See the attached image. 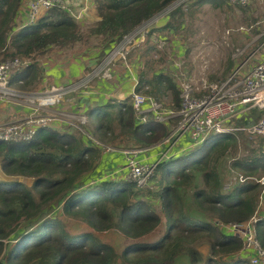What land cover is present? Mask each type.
Here are the masks:
<instances>
[{
    "label": "trees",
    "instance_id": "16d2710c",
    "mask_svg": "<svg viewBox=\"0 0 264 264\" xmlns=\"http://www.w3.org/2000/svg\"><path fill=\"white\" fill-rule=\"evenodd\" d=\"M173 1L94 0L99 17L90 25H83L63 8L54 6L37 22L19 26L17 19L24 0H0V55L3 59L35 57L45 54L52 46H73L82 39L81 26L89 28L94 35L111 36L117 41ZM189 3L173 9L167 21L153 26L147 35L157 30H178L183 24V13L194 4L210 3L221 8L231 5L230 0ZM231 67L232 64L227 73ZM15 78L24 80L23 87L34 85L35 88L41 78L38 61L26 65ZM145 84L150 87L146 90L148 93L158 99L160 94H171V106H181V90L171 74L163 70L151 77L139 73L136 89L141 90ZM99 112L104 120L92 124L89 131L105 144L120 140L114 146L144 147L170 134V125L164 122L152 117L140 121L127 99L112 98L108 103L94 105L88 111L91 123ZM263 112L264 109L255 107L236 119L235 124H250ZM261 141L264 142V137ZM237 142V131L211 134L188 152L161 162L159 195L162 210L168 216L166 228L161 232L158 230L160 214L139 197L140 189L135 182L114 175H99L102 147L92 144L87 136L45 126L30 140H0L3 171L8 175L34 177L30 186L20 179L0 178L1 264H177L182 253L189 255L192 264H253L242 254L243 238L221 228L220 222L245 221L255 215L260 183L238 181L225 189L215 163L212 170L204 173L209 187L197 188L192 194L197 207L211 215L208 217L191 214L180 191V186L191 183L194 178L190 169H204L212 159L226 155L231 148L236 150ZM232 164L253 175L264 169V148L261 146L251 156L236 158ZM63 212L84 219L87 229L69 230L60 217ZM112 227L126 236L122 251L93 230ZM256 227L264 246V216L257 220ZM152 231L157 234L145 239ZM205 239L210 248L208 255L197 245Z\"/></svg>",
    "mask_w": 264,
    "mask_h": 264
},
{
    "label": "built area",
    "instance_id": "2783aa9c",
    "mask_svg": "<svg viewBox=\"0 0 264 264\" xmlns=\"http://www.w3.org/2000/svg\"><path fill=\"white\" fill-rule=\"evenodd\" d=\"M190 1L192 0H174L157 15L167 16L177 6L187 5ZM230 2L249 4L253 0H230ZM93 3L94 0H26L23 7L26 8L27 18L19 26L37 22L54 6L63 8L77 20H83L91 13ZM130 33L119 40L123 43L117 42L112 50L94 65L92 72L83 76L84 79H76L70 84L55 85L43 90L23 89L24 80L15 78L18 72L32 62L33 56H14L0 60V106H14L16 111L30 109L22 116H14L10 120L0 122V140H30L40 128L54 126L62 121L68 124V127L81 129L84 132V127L90 120L87 110L65 111L55 106L65 99L64 94L68 92H88L91 82L96 77L113 79L117 75L114 65L119 53L122 49H125L127 54L129 52L130 44L127 43L131 42ZM163 45L164 42L159 43V46ZM259 52L260 56L257 55ZM255 55L256 59L249 69L245 70L240 65L224 80L211 81L202 76L197 84L192 82L187 70H184V73L179 70L183 62L177 60L174 75L178 76V80L174 79L180 87L182 98V104L178 108L167 106L153 94L135 88L127 100L133 106L137 118L146 121L152 117L158 122H164L171 126L170 134L150 146L124 148L105 144L89 132H84L83 134L92 144L100 145L103 150H122L124 154L122 172H108L104 176H119L143 187L149 183L159 164L166 158L201 144L211 134L243 130L264 137V112L258 120L250 124L240 126L235 124L236 119L245 116L253 108L264 109V42L250 53L248 60ZM127 66L129 67L130 64ZM174 121L177 123L172 126L171 123ZM184 140L188 142L187 147L182 146L181 142ZM240 177L241 181H245L253 176L240 175ZM256 180L263 185L260 194V200H263L264 176ZM258 219L255 214L245 221L220 222V226L243 238L242 254L248 256L251 263L264 264V246L261 244L256 227Z\"/></svg>",
    "mask_w": 264,
    "mask_h": 264
},
{
    "label": "rangeland",
    "instance_id": "374dc122",
    "mask_svg": "<svg viewBox=\"0 0 264 264\" xmlns=\"http://www.w3.org/2000/svg\"><path fill=\"white\" fill-rule=\"evenodd\" d=\"M192 1H190L191 4L195 0L193 2ZM95 5L96 4H93V8ZM156 15L145 20L143 24L133 29V33H130L131 42L127 43L130 44L128 48L129 52L127 54L125 49L121 50L118 55V60L114 65L115 69L121 68L125 72L129 71V69L133 67L134 73H145L148 75V77L153 76L154 72L163 70L178 80V76L174 75V72L177 69L175 63L177 60H181L183 65L179 68V70L183 73L184 70H187L189 73L188 76L192 79L194 84H197L202 76L211 81H219L226 79V77L232 73L231 71L240 65L245 70L249 69L256 59L255 55L252 59L248 60L250 53H252L264 42V0H253V2L249 4H238L231 2L230 6H225L223 8L215 7L210 3H206L204 5L194 4L191 6V8H189V10L187 9L185 13H183V24L178 30H157L148 36V30H150L153 26H157L156 24H161L165 21L164 18H161L160 22L154 20V17L156 19L159 18ZM161 15L162 14H160V16ZM167 16H169V14ZM86 18L81 20L83 25H90V21H94L89 17V19ZM84 27L85 26H81V28L84 29L81 31L82 39L77 41L75 45L73 44V46L69 47L54 46L49 50L55 48V50L72 53L74 51L91 49L94 50V52L101 53L104 49H106V52L99 55V59H101L112 50L117 42L123 43L122 41H119L121 39L113 41L114 37L111 36L104 37L94 35L90 32L89 28L86 29ZM160 42H164V45L159 46ZM103 43H106V46H104ZM54 53L56 58L62 55L60 51ZM257 55L260 56V52L257 53ZM37 57L38 56H33L32 62H34ZM0 60H3L2 54L0 55ZM133 61H135V63ZM103 63H105V61ZM127 64H130V66L128 67ZM230 64H232L233 67H231L227 73V68ZM86 72H89V70ZM91 72L92 71H90V73ZM85 74L83 76H85ZM134 75L137 77V74ZM83 76L78 77L77 79H84ZM71 82H66L65 85L70 84ZM35 88L37 89V86ZM35 88L34 85L23 87V89L28 91H32ZM148 88H150L149 85L145 84L142 87V90L147 93L146 90H148ZM68 93L78 94L81 92L74 91ZM160 96L161 97H159V99L165 105H172L171 94H160ZM83 98L85 100H90V97L87 95H85ZM115 98L119 99L120 97L115 96ZM109 101L110 99L104 103H108ZM95 117L96 119L93 120V123H91V118L85 125L84 132H88L89 129L93 128L92 124L100 123L104 120L102 119L101 112L97 113ZM176 123L177 122L174 121L171 123V125L175 126ZM72 130L71 131L77 135H84V132L81 129L72 128ZM239 131H237L238 145L236 150L231 148L226 155L212 159L213 161L204 169L196 167L190 169L194 174L192 182L180 186V191L183 195V198L185 199L186 208L189 209L191 214L194 216H211L208 214V211L198 208L192 198L193 191L197 188L209 187V184L204 179L205 172L212 170L214 168V164L216 163L218 165V170L222 175L225 189H228L236 182L241 181L240 175L248 176L239 169H236L232 164L233 161L236 158H240L242 156L253 155L254 153L258 152L261 146L264 148V142L261 141L262 137L253 135L243 130ZM118 141L114 143L110 142L108 144L118 145ZM184 142L186 141L184 140L183 143ZM122 147L127 148L142 146ZM187 150L181 153L188 152ZM169 159L170 158H166L164 161ZM0 171H2L0 172V178L20 179L29 186L33 184L34 177L32 176L6 174L1 167V163ZM110 172H113V170ZM104 174L106 173L104 172ZM251 176L253 177H250L248 180L257 182L256 178H262L264 176V169ZM160 179L161 173L158 172L157 168V171L151 177L149 183L143 187H139L137 185V188L140 189L138 192L139 197L145 200L148 204H151L160 214L161 224L158 230L160 229L162 232L166 228L168 216H166L165 211L162 210V199L159 195L161 188ZM260 185L262 192L263 185ZM260 194L256 211V215L259 218L260 216H264V199L260 200ZM58 211L60 212V208ZM60 217L64 220L65 225L71 231L79 232L87 229L88 227L86 224L87 222L82 218H78L77 216L67 215L63 212L60 213ZM93 230L105 241L113 243L114 246L120 251H122V249L125 247L126 236L118 228L112 227L105 230ZM157 231L148 233L149 235H146L144 238L148 239L153 237L157 234ZM197 245L205 255L210 253V248L206 239L203 241V243H198ZM177 264H192V262L189 255L182 253L177 259Z\"/></svg>",
    "mask_w": 264,
    "mask_h": 264
},
{
    "label": "crops",
    "instance_id": "0c3cea01",
    "mask_svg": "<svg viewBox=\"0 0 264 264\" xmlns=\"http://www.w3.org/2000/svg\"><path fill=\"white\" fill-rule=\"evenodd\" d=\"M23 4H26V0H24ZM93 4L96 3L94 2ZM89 15L90 16L88 17L90 19H93L94 21L98 19V9L96 5L94 6V8L92 7L91 13ZM157 16L159 17L158 19H156L155 17L153 19L159 22L161 21V18H164L165 21L161 23L162 25L167 21V16ZM88 17L86 19H89ZM26 18L27 11L26 8L23 7L18 15V25L25 22ZM94 21H90V24H92ZM161 24L156 25L158 26ZM58 51H60L62 55L56 58L54 52ZM103 51L106 52V49H104ZM100 54L101 53L94 52V50L91 49L74 51L72 53L64 52L61 50H55V48L48 50L45 54L36 58V61H38L39 66L41 68V78L36 82L37 89L35 88V90H43L45 88H50L55 85H64L66 84V82H73L78 77H81L85 73L87 74L92 70L90 69V67L98 63V57ZM133 62L135 63V61ZM88 70L89 72H86ZM116 71L117 75L110 80L106 78L96 77V79L91 82L88 92L84 91L78 94H64L65 99L55 107L57 109L59 108L65 111H70L73 109H75L76 111H89L94 105L96 106L103 104L108 99L115 98V96L120 97L119 99L121 100L128 99L131 92L138 85L137 80H139V72L134 73L133 67H131L129 71L125 72L121 68H117ZM134 74H137V77ZM85 95L90 97V100H85L83 98L85 97ZM29 110V108H26V110L23 109V112H21L20 110L16 111L14 106L7 107L6 105H2L0 106V122L4 120H10L14 118V116H22L26 114ZM54 127L58 129H67L69 131L72 130V128L68 127V124L64 123V121L56 123ZM88 132L90 134H93L90 131ZM181 143H183V141ZM187 145L188 142L186 141L183 143L182 146L187 147ZM101 150L102 157L99 161V172L97 171L99 175H104V172L107 173L111 170H113V172H122L121 169L124 168L123 165L125 162V157L122 153V150H103V148ZM178 153L179 152H177L176 154Z\"/></svg>",
    "mask_w": 264,
    "mask_h": 264
},
{
    "label": "water",
    "instance_id": "95a60500",
    "mask_svg": "<svg viewBox=\"0 0 264 264\" xmlns=\"http://www.w3.org/2000/svg\"><path fill=\"white\" fill-rule=\"evenodd\" d=\"M0 264H1V262H0Z\"/></svg>",
    "mask_w": 264,
    "mask_h": 264
}]
</instances>
